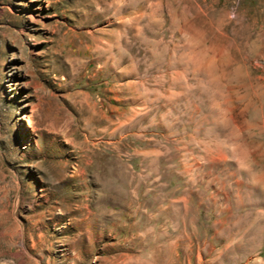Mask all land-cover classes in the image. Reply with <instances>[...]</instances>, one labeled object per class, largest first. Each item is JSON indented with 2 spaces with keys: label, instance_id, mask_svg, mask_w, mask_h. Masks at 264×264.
<instances>
[{
  "label": "rangeland",
  "instance_id": "rangeland-1",
  "mask_svg": "<svg viewBox=\"0 0 264 264\" xmlns=\"http://www.w3.org/2000/svg\"><path fill=\"white\" fill-rule=\"evenodd\" d=\"M0 264H264V0H0Z\"/></svg>",
  "mask_w": 264,
  "mask_h": 264
}]
</instances>
